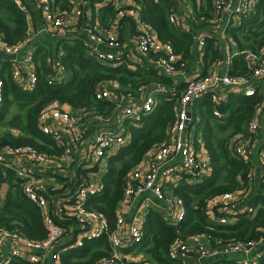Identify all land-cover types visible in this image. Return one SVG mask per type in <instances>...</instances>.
<instances>
[{
	"label": "built area",
	"instance_id": "1",
	"mask_svg": "<svg viewBox=\"0 0 264 264\" xmlns=\"http://www.w3.org/2000/svg\"><path fill=\"white\" fill-rule=\"evenodd\" d=\"M29 1L40 12L42 29L48 34H74L80 25L83 0H65L68 9L60 8L56 0ZM102 1L111 4L116 15L107 27L93 21L82 28L88 54L100 63L113 65L124 59L132 68L145 61L156 74L171 78L172 83H141L133 90L123 91L113 80L99 82L94 99L114 105L112 118L94 112H77L56 100L49 102L38 115V129L62 147L60 155L38 151L31 145L0 147V168L9 169L20 181L22 194L36 206L45 228L44 237L36 240L0 227V264H63L61 253L104 239L108 254L88 264H151L140 250L148 210L156 209L177 232L187 209L183 198L172 188L182 179L190 184L200 182L211 171L203 144L199 138L190 137L192 105L206 96L217 103L226 99L228 93L251 96L259 86L256 81L262 83L264 90V45L257 50H238L237 41L226 33L228 27L254 11L257 0H212L210 16L199 18L195 16L199 0H195L196 9L192 0H169L167 19L173 27L191 33V53L199 57L198 61H203L201 58L205 56L207 38L214 36L219 55L206 74L187 72L172 45L158 39L132 0ZM16 3L27 20L29 11L25 2L16 0ZM184 3L188 4L189 12L182 11ZM188 18L193 25L205 22L208 27L197 29L189 24ZM123 28L129 31V37L121 36ZM29 35L16 44H8L0 37V52L14 55L9 60L11 78L26 91L37 83ZM60 54L59 51L56 56ZM235 55L242 58L250 71L249 78L231 73ZM51 67L48 84L66 80L67 74L59 59L55 58ZM157 94L168 98L175 95L176 120L169 127L167 140L151 147L125 177L122 197L114 212V227L110 230L105 217L88 209L86 201L102 192L107 159L130 144L125 124L138 126L154 110ZM3 99L0 78V109ZM247 132L249 137L236 135L231 139L230 150L249 161L248 185L207 200L206 216L212 225H233L238 214H254L255 208L247 199L257 188L264 193V102L255 109ZM260 230L264 233V228ZM217 247L208 245L204 233L185 238L176 234L167 245L166 255L177 264L205 261L259 264L264 257L263 236L246 241L230 240ZM191 258L195 259L193 263Z\"/></svg>",
	"mask_w": 264,
	"mask_h": 264
},
{
	"label": "trees",
	"instance_id": "2",
	"mask_svg": "<svg viewBox=\"0 0 264 264\" xmlns=\"http://www.w3.org/2000/svg\"><path fill=\"white\" fill-rule=\"evenodd\" d=\"M140 7L143 21L152 27L158 39L172 45L180 61L189 67L193 40L191 33L173 27L168 19L169 0H132ZM212 0H199L200 7L195 16H210ZM61 0H56V3ZM93 2V1H92ZM68 9V3L62 0ZM61 3V5H62ZM116 15V9L106 3L99 8L93 21H99L107 27ZM123 20V19H122ZM91 21L90 23H93ZM207 28L205 22L197 25ZM28 23L25 13L19 8L16 0H0V37L8 44H16L26 38ZM229 37L237 41L238 50H257L264 45V0H257L254 11L242 17L238 24L226 29ZM50 35V34H49ZM30 36V35H29ZM51 38V37H50ZM54 41L40 34L31 36L28 42L33 50V63L37 75L36 86L31 90H22L11 78L9 60H0V78L3 81L4 99L0 109V147L9 145H31L36 150L60 155L62 147L58 146L49 135H43L38 129V115L51 101L66 104L74 111L94 112L112 118L115 115L114 105L105 100H95L94 91L103 80L115 81L121 90H133L138 84L151 85L157 82L171 85L172 79L158 75L150 64L143 61L135 64L122 59L118 64L100 63L88 54L81 35L65 34L54 36ZM214 36L207 38L204 63H213L219 55ZM61 54L57 57L58 52ZM59 59L67 74L66 80L53 84L47 83L54 59ZM231 73L248 77L240 56L233 59ZM251 96L228 93L226 99L214 102L209 96L194 103L192 123L202 146L207 151L210 174L202 181L187 183L181 180L172 191L183 198L186 205V216L178 231L168 225L160 213L150 208L143 228V240L140 249L151 264H177L166 255L167 245L178 234L185 238L188 235L204 233L210 247H220L230 240L246 241L257 239L264 233V193L261 188L253 191L247 203L255 208V213L237 215L233 225H212L206 216V202L209 198L236 191L248 185L247 173L249 161L232 154L231 139L236 135L249 137L247 124L255 109L264 102V90L261 82ZM175 95L166 97L157 94L154 110L140 120L138 126L125 124V132L130 136V144L121 148L114 156L107 159L105 172L102 175L103 189L98 195L89 197L85 206L102 214L113 229L114 212L122 197L125 177L154 145L165 142L169 127L175 122ZM218 112V116L214 114ZM228 129L229 133L225 134ZM262 186V185H261ZM21 183L9 169L0 168V227L30 238L39 240L45 235V228L36 206L23 194ZM263 188V186H262ZM217 247V248H218ZM109 247L106 239L87 242L84 246L61 253L63 264H88L107 255ZM75 260H72V259ZM30 264V263H20ZM229 264H234L229 262ZM259 264H264V257Z\"/></svg>",
	"mask_w": 264,
	"mask_h": 264
},
{
	"label": "crops",
	"instance_id": "3",
	"mask_svg": "<svg viewBox=\"0 0 264 264\" xmlns=\"http://www.w3.org/2000/svg\"><path fill=\"white\" fill-rule=\"evenodd\" d=\"M21 1L25 2L26 8L29 11L27 23H28V33L30 34V36L33 35L35 37H38L40 34H43V35H46L47 38L50 39L49 42H51V40L54 41V38H53L54 36L52 34L49 35L45 30L42 29L43 28V22L41 20L40 12L35 8V6L32 3H30L29 0H21ZM61 3H62V0H61V2L58 3L60 8L67 7V5L65 3H62V5H61ZM104 5H105V3H103L102 0H83V5H82L83 15L79 19L80 25L78 27H76V31L74 32V34L81 35L83 38L84 34L82 32V28L86 25H89V23L91 21H93L92 15L93 14L97 15L99 8H101ZM63 9H65V8H63ZM181 9L183 12H189L188 4L184 3L181 6ZM188 19L190 20V18H188ZM189 24L194 26L195 28H197V25H193V22L191 20L189 21ZM200 28H202V27H200ZM128 35H129V31H127L126 28H123L121 30V36L122 37H129ZM191 50H192V48H191ZM190 54H191V63L188 67L187 72L199 71L200 74H206L210 71V65L212 63L205 66L204 61H198L199 60L198 56L195 55L193 57L191 52H190ZM201 59L203 60L204 58L202 57ZM193 260H195V259L191 258V260H190L191 263H193ZM203 264H208V262L205 261Z\"/></svg>",
	"mask_w": 264,
	"mask_h": 264
},
{
	"label": "rangeland",
	"instance_id": "4",
	"mask_svg": "<svg viewBox=\"0 0 264 264\" xmlns=\"http://www.w3.org/2000/svg\"><path fill=\"white\" fill-rule=\"evenodd\" d=\"M194 105V104H193ZM193 105H192V107H193ZM216 116H218L217 114H215ZM200 131V127L198 128V129H196V127L194 126V123H192L191 124V128H190V137H195V135H198L199 132ZM225 134H228L229 133V130L228 129H226L225 130V132H224ZM196 138V137H195ZM207 152V151H206ZM254 158H256V156H254ZM103 170L104 169H102L101 171H100V174L103 172Z\"/></svg>",
	"mask_w": 264,
	"mask_h": 264
},
{
	"label": "water",
	"instance_id": "5",
	"mask_svg": "<svg viewBox=\"0 0 264 264\" xmlns=\"http://www.w3.org/2000/svg\"><path fill=\"white\" fill-rule=\"evenodd\" d=\"M14 58V55L5 54L3 52H0V60H11Z\"/></svg>",
	"mask_w": 264,
	"mask_h": 264
}]
</instances>
